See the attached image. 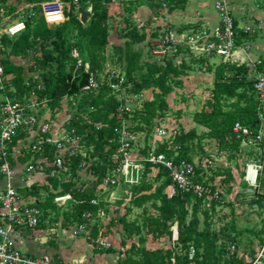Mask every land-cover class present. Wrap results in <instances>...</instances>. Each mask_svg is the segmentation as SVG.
<instances>
[{"label":"trees","instance_id":"trees-1","mask_svg":"<svg viewBox=\"0 0 264 264\" xmlns=\"http://www.w3.org/2000/svg\"><path fill=\"white\" fill-rule=\"evenodd\" d=\"M8 1L10 0H0V21L16 11V5L9 4ZM11 1H15L17 4L32 3L34 6L31 9L33 13L24 17L26 28L23 31L14 36L6 34L2 36L5 48L2 65L8 81L4 93L13 100H25L33 91L37 79L41 77L46 83V89L39 95L49 99L51 110H59L64 96L78 93L88 77L84 69L75 75L77 58L73 56L72 50L77 49L92 70L101 69L105 62L101 54L109 43V0H80L79 5L73 0H63L65 20L55 25L48 24L42 12L40 3L47 0ZM166 1L169 11L184 8L188 2V0ZM143 3L150 5L153 9L161 6V0H131L127 2L126 10L130 12L131 16L133 7ZM88 6L92 7V13L89 20L84 23L80 14L83 12V7ZM127 23L128 28L123 34L125 42L124 44H115V52L120 56L123 55L127 60L125 73L127 80L133 83L132 90L136 92L151 90L154 95L152 99L146 100L143 107L135 111L132 116V121L136 123L135 128L147 130V135L150 136L155 119L162 114V110L168 107L166 96L173 89L168 81L174 78L177 80L176 83L182 84V77L187 75L188 70L195 67V63H198L204 71L214 73L211 96L205 102L204 108L194 115V121L206 127L207 132L198 134L195 128L188 131L181 129V133L176 138V141L181 144L179 156L191 159L190 151L193 144L198 141L201 144L204 138H214L220 150H225L230 154L241 153V140L234 132L235 123L240 122L249 126L254 132H257L260 127L257 110L260 101L254 90L255 79L250 76V68L247 65L239 66L223 62L214 66L206 58H190L188 61L183 59L179 64L172 60L159 63L149 59L140 63L143 57L141 45L147 44V34L137 28L132 18H128ZM235 24H237L236 20ZM151 35L156 36L157 33L152 32ZM250 37L251 35L243 34L244 39ZM14 57H20L26 61L19 62ZM258 69L264 71V64H261ZM139 70L142 71L141 75L137 73ZM227 97L237 98L232 109H225V105L222 103ZM242 101H244L243 105H241ZM118 104L117 95L107 86H103L98 92L85 93L79 101L77 112L66 121L68 128H76L77 132L82 135L83 143L92 158L88 170L97 178L104 175L112 166L110 155L116 146L118 137L115 127L120 124L115 117ZM23 137L24 135L21 133L14 136L13 144L15 145ZM261 145L264 146V139ZM159 150L171 154L165 144L160 145ZM32 155L31 151H24V154L18 158L22 163H25L32 158ZM48 156L52 159V151L48 153ZM150 169L151 165L149 164L146 174ZM200 170L197 167V173L203 171ZM210 170L214 169L210 168ZM70 172L71 175L66 173L61 177L48 176V183L32 184L25 191L34 195H40L42 191L48 193L45 201L41 204L45 212L43 219L51 211H54L53 221H57L63 214L70 224H74L84 221L82 213L85 210L93 211L94 218H98V221L89 226V240L91 241V238L96 237L100 232L99 224L101 222L96 215L99 206L88 202L79 205L72 204L68 209L60 212V207L52 199V188L57 192L71 191L76 197L91 199L96 196L98 180H92L87 190L80 192L77 190L80 177L76 163H73ZM214 174L222 176L223 183L221 185L224 188L226 186L227 190L231 189V168L221 171L214 170ZM157 179L161 182L154 191L146 177L140 184L131 186L132 194L135 195L132 202L136 207H142L152 201L159 211L156 216L146 217V222L142 227L147 228V233L159 236L170 223L176 222L178 226L176 244L174 247L166 249L148 248L143 245L137 250H135V245H132L131 252H135L137 256L128 255L123 259L119 258L117 264H249V261L244 262L231 253L234 240L229 243L226 240H220L218 245L217 234L210 231L208 227L199 228L198 212L203 205L202 199L193 194L182 192L169 197L167 189L171 179L168 170L163 166L158 167ZM212 179L213 177H208L207 182H212ZM255 194L254 200L263 204L264 190H259ZM158 201L159 204L156 203ZM106 204L101 202L100 206L106 207ZM218 204H222V201H214L210 208H214ZM207 209L206 213L210 210ZM115 218V214H113L107 225L109 231ZM124 218L122 229L125 234L132 236L141 233L140 225L134 221H126ZM145 241L146 239H142L143 244ZM190 245L196 247L194 259L189 258ZM94 251L96 253L112 252L97 247L94 248ZM172 258H174V262Z\"/></svg>","mask_w":264,"mask_h":264},{"label":"built area","instance_id":"built-area-1","mask_svg":"<svg viewBox=\"0 0 264 264\" xmlns=\"http://www.w3.org/2000/svg\"><path fill=\"white\" fill-rule=\"evenodd\" d=\"M73 1L77 5L80 4V0ZM40 5L48 24L55 25L65 20L63 0H47ZM29 6L33 7L34 4L29 3ZM215 9L219 20L214 25L174 27L167 21L166 14L169 11L167 1L161 0V6L154 10L163 23L148 25L147 21H140L136 25L147 34L146 45L152 60L159 63L172 60L179 64L183 59L188 61L190 58H206L211 62L213 57L219 56L220 63L247 65L250 68V76L255 79L254 90L258 98L264 100V71L258 69L264 61L257 58L249 63L247 55L253 46L252 42L243 38V34L252 35L255 26L250 23L244 27L235 24L233 13L225 0H216ZM25 28L26 22L21 15L17 20L2 25L0 30V174L6 180L5 187L0 190V264H64L48 252L29 255L16 244L18 233L35 230L46 220L47 217L43 219L45 212L41 204L48 194L45 191L40 195L26 193L27 187L39 184V181L26 186L17 185L15 178L18 167H21L22 173L26 175L41 174L44 181L39 185H42L48 183V176L61 177L66 173L71 175L70 168L76 163L80 177L77 190L85 192L92 180H98L96 196L91 199L76 197L71 191L57 192L52 188L53 202L64 210L72 204L87 202L99 206L96 215L100 222L101 217L107 213L110 212L112 215L114 213L113 210L108 212L106 207L100 206L101 202H109L108 198L113 197L116 187L140 184L149 175L146 174L149 164L151 169L163 166L168 170L171 179L167 189L169 197L179 192L190 193L202 199L208 208L214 201H223L224 187L221 183L207 182L210 168L215 167V156L207 158L204 173H197L198 163L193 158L179 156L181 144L176 138L181 129L159 123L154 125L148 136L147 130L135 128L136 123L132 121V116L148 99L145 91L132 90L133 83L127 80L125 72L114 68L92 70L78 50L73 49L72 54L77 58L75 75L84 69L88 77L78 93L64 96L59 110H51L49 99L39 95L46 89V83L41 77L37 79L33 91L25 100L9 98L4 93L8 81L2 65L5 50L2 36L4 34L14 36ZM152 32H156L157 35L152 36ZM103 86H107L118 97L119 104L115 117L120 124L115 127L118 137L110 155L112 166L104 175L97 178L88 170L92 158L83 143L82 135L76 128H68L66 121L77 112L79 101L85 93L98 92ZM46 108L48 112H45ZM61 112L66 116H58ZM234 132L241 140V152L261 148L264 136L261 126L254 132L249 126L236 122ZM19 133L24 137L14 145L13 138ZM162 144L166 145L171 154L159 150ZM24 151H31L33 155L31 159L22 163L18 157L24 154ZM51 151L52 159L48 156ZM263 168L260 159L251 160L246 164L244 179L252 193L258 191ZM94 214L93 211L85 210L82 213L83 222L70 224L72 235L83 234L90 238L89 226L98 221ZM99 228V234L91 238L92 244L98 248L111 247V240L104 235L107 226L101 222ZM173 239H178L177 224ZM188 253L189 258L194 259L196 247L190 245ZM172 261L174 262V258ZM249 264H264V245L258 254L249 260Z\"/></svg>","mask_w":264,"mask_h":264},{"label":"rangeland","instance_id":"rangeland-1","mask_svg":"<svg viewBox=\"0 0 264 264\" xmlns=\"http://www.w3.org/2000/svg\"><path fill=\"white\" fill-rule=\"evenodd\" d=\"M109 2H113V0H109ZM8 3L16 5V11L5 16V20H1L4 21L5 24L17 20L21 15L27 17L33 13L29 3L17 4L15 1L11 0L8 1ZM126 5L127 2H122L112 7L109 5V43L101 54L105 60L101 69L114 68L122 72H125L127 69V60L123 55H121V58L119 54H116L114 48L115 44H124L125 42L123 34L128 28L127 19L131 18L130 12L126 10ZM86 11L92 13V7H86ZM80 16H82V13ZM90 16L91 14L88 16L87 21ZM149 24L150 23H148V25ZM141 51L143 57L140 63L146 59L152 60V56L148 52L146 45H141ZM14 59L19 62L26 61V59L20 57H14ZM211 63L214 66L218 65L220 63V57H213ZM204 72L206 71H204L198 63H195V67L188 70L187 75L182 77V84L176 83L177 80L174 78L168 81L173 87L172 92L166 96L168 107L162 110V114L155 119V125L164 123L170 127H177L186 131L194 127V115L204 108L205 102L211 96V89L213 87L211 83L212 80H210L209 75ZM137 73L141 75L142 71L139 70ZM149 96L151 98L154 97L153 93L150 92ZM236 101V97H227L222 103L225 105V109H232ZM259 101L260 104L257 110L260 118V126L263 128L264 132V100L259 98ZM243 104L244 101L241 102V105ZM45 112H48V108L45 109ZM58 116L61 117L66 115L61 112L58 113ZM196 129L200 134L207 132V128L204 126L197 125ZM192 149L197 150L199 154L203 155L198 162V167L205 171V161L207 158L211 157L206 156L207 152L199 141L193 144ZM223 156H226L227 160L223 158ZM218 158H222V160H217V163L228 161V163L232 165L231 171L234 170V173L232 172V182L234 184L231 186L230 190H227L228 188L225 186L224 192L222 193V204H218L214 208H208L207 205L203 203L198 212L200 218L199 228L204 229L208 227L210 231L217 234L218 245L220 240H226L228 243L234 240L235 243L231 248V253H234L244 262H248L258 254L262 247L264 202L262 204L254 200L256 194L249 191L248 185L244 179L245 168L246 164L251 160L257 161L260 159L264 165V146L250 152L243 151L235 154L220 153ZM223 169L225 168H218V171ZM148 173L147 179H149L152 184V191H154L161 182L157 179L158 168L150 169ZM213 180L214 178L212 182H214ZM221 183H223V178ZM259 190H264V168L259 181L258 191ZM134 196L129 186H119L114 189L113 197L108 198L110 201L106 202L107 211L115 210L113 214H115L116 218L112 221L111 230L109 231L107 227V231L104 234L111 240L112 246L104 249L111 250L112 252L96 253L91 247H87L88 254L94 255V260H92V262L95 264H103V262L112 263L115 256H117V260L113 264H117L119 258L123 259L128 255L137 256L135 252H131L130 248L132 245H135V250L143 245L148 248L165 249L175 246L176 240L173 239V235L177 223H170L167 229L159 236L147 233V228L142 227L146 222V217L156 216L159 214V211L152 201L146 203L142 207H136L132 202ZM156 203L159 204V201ZM206 209L208 210L207 213ZM60 210L64 209L60 208ZM111 217L112 213L110 212L107 213L106 216L101 217L102 224L107 226L111 221ZM123 217H125L124 219H126V221H134L136 224L140 225L142 227L141 233L132 236L125 234L122 229ZM142 239H146L144 244L142 243Z\"/></svg>","mask_w":264,"mask_h":264},{"label":"crops","instance_id":"crops-1","mask_svg":"<svg viewBox=\"0 0 264 264\" xmlns=\"http://www.w3.org/2000/svg\"><path fill=\"white\" fill-rule=\"evenodd\" d=\"M129 1L131 0H113V2H109V5L112 7L118 5L119 3ZM215 1L216 0H188L184 8H176L172 11H168L166 14L167 21L174 27H189L193 25L199 26L203 24L214 25L219 20L218 13L215 9ZM225 1L229 4L237 25L244 27L247 23H250L255 26L254 33L248 39L252 42L253 46L252 50L247 55L249 63L257 58H261L264 61V0ZM131 18L135 25L140 21H147L148 23H152L154 25H160L163 23V20L158 18L155 10L146 3L136 6L133 9ZM3 24H5V22L0 21V30ZM204 73L209 75L210 80H212L211 83L213 84L214 73ZM149 92L152 93L151 90L145 91L146 97L147 99H152L149 96ZM197 125L203 126L194 122L193 128L196 129ZM197 133L200 134L198 131ZM201 144L207 152V157H210L211 155L215 156L214 170H218V168L232 167L228 161L217 163V160H222V158H218L220 153L228 154L229 152L220 150L218 143L214 138H204ZM201 155L202 154H199V152L195 149L190 151L191 158H193L197 163L200 158L203 157V155ZM223 158L226 159V156H223ZM214 170H210L208 172L209 177H213L214 182L221 183L222 176L214 174ZM17 171V176L15 178V183L17 185L26 186L34 182L38 183V181L39 184H41L44 181V177L39 173L26 175L22 173L21 167H18ZM204 172L205 171L202 173ZM232 172L234 173V170H232ZM230 184L233 185L234 183L230 182ZM5 185L6 180L3 175L0 174V190L3 189ZM63 211L64 210H60V212ZM54 215L55 212L51 211V213L46 215L47 218L45 217L46 220L41 223L40 227L35 230H25L18 233L16 235L17 246L29 255H37L43 252H48L64 264H95L92 262V260H94V255L88 254L87 251V247H91L93 250L95 248L89 238L83 234L73 236L70 230V223L64 218L63 214H61L57 221H53ZM116 260L117 256H115L112 263L103 262V264H113Z\"/></svg>","mask_w":264,"mask_h":264},{"label":"water","instance_id":"water-1","mask_svg":"<svg viewBox=\"0 0 264 264\" xmlns=\"http://www.w3.org/2000/svg\"><path fill=\"white\" fill-rule=\"evenodd\" d=\"M91 13L89 11H86V8L83 7V12H82V16H81V20L85 23L88 19V16L90 15Z\"/></svg>","mask_w":264,"mask_h":264}]
</instances>
